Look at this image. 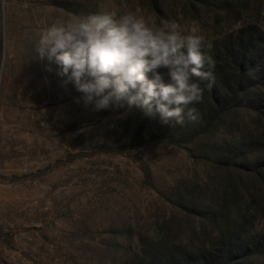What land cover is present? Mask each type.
<instances>
[{"label": "rangeland", "instance_id": "rangeland-1", "mask_svg": "<svg viewBox=\"0 0 264 264\" xmlns=\"http://www.w3.org/2000/svg\"><path fill=\"white\" fill-rule=\"evenodd\" d=\"M109 7L197 27L225 105L202 84L180 126L76 102L35 48ZM0 264H264V0H0Z\"/></svg>", "mask_w": 264, "mask_h": 264}, {"label": "clouds", "instance_id": "clouds-1", "mask_svg": "<svg viewBox=\"0 0 264 264\" xmlns=\"http://www.w3.org/2000/svg\"><path fill=\"white\" fill-rule=\"evenodd\" d=\"M35 50L82 93L76 102L95 111L137 108L163 123H196L200 114L193 105L215 83L214 61L197 27L118 7L58 20ZM157 68L168 70V82L160 74L148 78Z\"/></svg>", "mask_w": 264, "mask_h": 264}, {"label": "trees", "instance_id": "trees-1", "mask_svg": "<svg viewBox=\"0 0 264 264\" xmlns=\"http://www.w3.org/2000/svg\"><path fill=\"white\" fill-rule=\"evenodd\" d=\"M249 53L250 52H247L246 49L240 50L237 55V58L235 59L236 62H234V69L236 68V78H241V80H243V83L250 79L248 76V72L254 61V53ZM210 90L212 94L208 97V103L212 104L213 106L208 104L207 105L209 107L208 111L210 110L212 112L216 111V108L225 105V101L228 100L229 94L227 93L228 91L226 89H224L223 92H221V90H217L215 87V83L212 84ZM229 90L232 94L233 92H235L233 89Z\"/></svg>", "mask_w": 264, "mask_h": 264}]
</instances>
